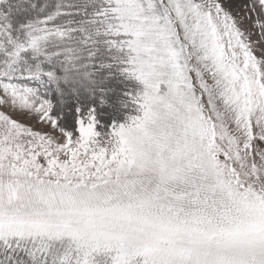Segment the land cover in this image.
Returning a JSON list of instances; mask_svg holds the SVG:
<instances>
[{
	"label": "snow or ice",
	"instance_id": "6c2138e0",
	"mask_svg": "<svg viewBox=\"0 0 264 264\" xmlns=\"http://www.w3.org/2000/svg\"><path fill=\"white\" fill-rule=\"evenodd\" d=\"M0 264H264V0H0Z\"/></svg>",
	"mask_w": 264,
	"mask_h": 264
}]
</instances>
